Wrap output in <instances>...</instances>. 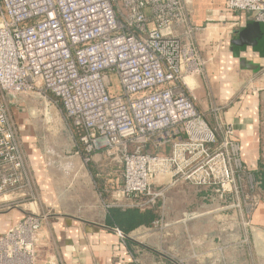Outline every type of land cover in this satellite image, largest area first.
<instances>
[{
	"label": "built area",
	"instance_id": "1",
	"mask_svg": "<svg viewBox=\"0 0 264 264\" xmlns=\"http://www.w3.org/2000/svg\"><path fill=\"white\" fill-rule=\"evenodd\" d=\"M225 8L257 11L264 24V0H225ZM199 29L190 0H0V214L24 212L0 236V264H36L47 219L23 136V96L31 93L46 107L60 106L85 164L97 154L122 163L123 182L114 193L124 206L158 208L182 180L213 190L225 203L236 198L243 211L255 176L234 122L221 120ZM112 75L121 93L111 90ZM195 76L209 90L214 127L197 107Z\"/></svg>",
	"mask_w": 264,
	"mask_h": 264
},
{
	"label": "crops",
	"instance_id": "2",
	"mask_svg": "<svg viewBox=\"0 0 264 264\" xmlns=\"http://www.w3.org/2000/svg\"><path fill=\"white\" fill-rule=\"evenodd\" d=\"M190 6L195 24L201 27L196 36L211 91L223 105L221 120L234 122L244 162L255 168L264 143V86L259 85L254 92H239L249 79L264 82V24L252 12H229L225 0H190ZM248 22H259L261 26L256 39L245 43L241 32ZM175 29L184 37L183 27ZM193 83L197 107L214 127L216 119L206 82L195 76ZM70 142L67 147L77 157L67 160L66 165L72 164L77 172L62 176L59 170L47 171L38 144H26L39 190V209L47 212L38 234L36 264H178L177 259L185 264H264V204L254 210L250 223H246L243 211L237 210L232 224L230 213L222 215L227 222L222 224V238L216 240L209 213L223 211L220 206L214 209L213 203L218 201L223 206L225 201L211 189L182 180L167 191L156 208L162 223L139 225L122 238L118 227L110 223L112 209L131 208L114 193L123 182V173L118 174L120 166L103 154L85 164L75 152L72 139ZM104 167L110 170L109 175L101 174ZM23 215L21 208L0 214V236ZM219 244L224 248L221 255L215 252Z\"/></svg>",
	"mask_w": 264,
	"mask_h": 264
},
{
	"label": "rangeland",
	"instance_id": "3",
	"mask_svg": "<svg viewBox=\"0 0 264 264\" xmlns=\"http://www.w3.org/2000/svg\"><path fill=\"white\" fill-rule=\"evenodd\" d=\"M207 70V68H206ZM255 79H249L243 84V87L241 88L242 92H239L242 94L243 92L247 91L254 92L259 89L260 86H264V82L261 84L255 83ZM111 90L114 93H121V87L118 84V78L116 75L111 76ZM263 93V102L261 103V111H262V122H263V129L262 132L264 133V89H262ZM239 94V95H240ZM23 104L26 105L27 111L22 114V124L23 129V136L26 140V144L29 143L32 144H38L40 147V153L42 160H44L45 168H47V171L55 169L59 170L61 176L65 174H76L77 170H74L71 168L72 164L66 165L67 160H72V158H75L74 150L72 148L67 147V144H70V139H72L70 135V132L68 130V127L63 119V115L61 113V108L56 103H50L46 107V104L44 102V99L40 97L37 93H31L23 96ZM48 108L49 111V119L47 123L45 120L43 121L41 118V112H43L44 108ZM32 112H35V114H30ZM27 122V124H24ZM24 122V123H23ZM264 142V141H263ZM263 157H264V143H263ZM71 163V161L69 162ZM119 166V172L118 174L123 173V166L122 163L116 162ZM90 164V163H89ZM102 169V167H101ZM254 170V169H252ZM87 171V170H86ZM110 170L107 169V167H104L101 171L102 175H109ZM87 173H89L87 171ZM59 174V175H60ZM54 175V174H53ZM119 184V186H121ZM110 187V186H107ZM245 200L241 199V202L243 203V213L246 217V223L251 222V217L254 212V210L260 205L264 204V193L261 192L258 193L255 191L245 190ZM242 198V197H241ZM238 200L233 199L229 200L227 203H225L223 206L218 205V201H215L213 204V208L217 209L218 206L222 207V210H214L212 213H209L212 215V226H213V232H214V238L216 240H220L222 238L221 234H223V231L221 230L222 224H225L227 222L225 219L222 220V215L230 213L229 217V223H234L236 219V213L237 208L234 204L237 203ZM217 203V204H216ZM216 207V208H215ZM226 210V211H225ZM225 217V216H224ZM233 232L231 231V234ZM233 240V239H232ZM236 244V243H234ZM220 245V244H219ZM224 248L222 246H216L215 252L216 254L221 255V251H223Z\"/></svg>",
	"mask_w": 264,
	"mask_h": 264
},
{
	"label": "trees",
	"instance_id": "4",
	"mask_svg": "<svg viewBox=\"0 0 264 264\" xmlns=\"http://www.w3.org/2000/svg\"><path fill=\"white\" fill-rule=\"evenodd\" d=\"M241 147L243 151V145H241ZM243 160L245 161L244 158ZM251 169H254L252 171L255 176L256 192L260 194L261 192L264 193V157L262 149L260 150V157L257 166ZM159 218V210L156 208L141 209L137 207H131L128 209H122L121 207H116L111 211L110 223L116 225L125 235H127L137 226L144 224L151 225Z\"/></svg>",
	"mask_w": 264,
	"mask_h": 264
},
{
	"label": "water",
	"instance_id": "5",
	"mask_svg": "<svg viewBox=\"0 0 264 264\" xmlns=\"http://www.w3.org/2000/svg\"><path fill=\"white\" fill-rule=\"evenodd\" d=\"M252 13H253V17L256 19L257 11H253ZM259 22H248L246 24V27L241 32L242 42L249 43L256 39V37L260 32L261 23Z\"/></svg>",
	"mask_w": 264,
	"mask_h": 264
},
{
	"label": "bare ground",
	"instance_id": "6",
	"mask_svg": "<svg viewBox=\"0 0 264 264\" xmlns=\"http://www.w3.org/2000/svg\"><path fill=\"white\" fill-rule=\"evenodd\" d=\"M260 233V232H259ZM261 234V233H260ZM261 237V236H260ZM155 239V238H154ZM156 247V246H155Z\"/></svg>",
	"mask_w": 264,
	"mask_h": 264
}]
</instances>
